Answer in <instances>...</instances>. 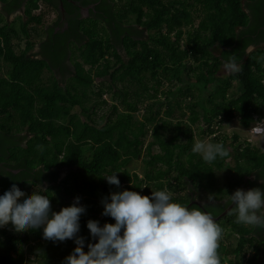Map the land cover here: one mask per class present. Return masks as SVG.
Instances as JSON below:
<instances>
[{"label": "trees", "instance_id": "obj_1", "mask_svg": "<svg viewBox=\"0 0 264 264\" xmlns=\"http://www.w3.org/2000/svg\"><path fill=\"white\" fill-rule=\"evenodd\" d=\"M0 1L4 4L0 11V129L14 139L6 151L13 160L11 167H21L18 173L8 171L0 177L1 194L13 183L19 186L29 180L39 187L55 180L58 168L68 166L71 170L62 188L49 185L45 189L51 200L61 204L81 198L86 212L80 218L79 234L91 239L88 219L114 222L101 215V199L111 191L131 188L150 194L152 188H166L175 200L189 203L195 198L189 191L224 199L242 188L245 177L254 172L257 177L264 175L260 171H264V149L246 138L236 145L238 133L227 138L219 130L233 118L249 127L264 117V45L248 55L243 52L249 44L264 42V0H80L83 5L98 1L85 17L73 0H61L69 27L57 32L60 0ZM21 6L24 12L7 20L3 13L11 14ZM197 9L199 13L194 14ZM49 11L58 18L38 41L41 56H34L37 52L32 55L30 50ZM16 20L20 26H15ZM138 26L148 30L147 37H142ZM23 38L26 43L19 47ZM215 46L221 48L220 54L214 53ZM68 53L74 67L68 82L61 84L54 73L44 81L45 71L64 70ZM227 54L240 57V71L217 75ZM184 73L194 82L186 88L180 86ZM165 81L180 85L164 88ZM234 83L241 85V91L229 96ZM212 85L216 88L206 92ZM195 88L201 91L200 98ZM107 92L116 94L119 103L110 104L100 115L97 109L107 103L103 98ZM145 99L151 101L145 104L143 118H136ZM186 108L190 110L187 117ZM148 130L153 139L143 147ZM24 131L25 135H18ZM197 136L223 143L228 157L204 162L191 151ZM143 152L147 158L140 176L128 166ZM222 169L230 175L225 185L218 183L217 171ZM112 171L121 173L119 188L101 177ZM253 181L251 187H257ZM259 186L264 189V183ZM206 205L211 212L214 208V214L228 206ZM216 222L238 234L230 248L219 243L221 264H253L257 252L250 256L247 246L259 251L254 232L264 229L237 224L234 214L228 213ZM6 226L0 228V241L6 247L0 264H27L23 245L33 249V240L39 243L37 248H45L37 252L42 258L35 264H62L75 247L71 239L45 246L42 227L17 232Z\"/></svg>", "mask_w": 264, "mask_h": 264}, {"label": "clouds", "instance_id": "obj_2", "mask_svg": "<svg viewBox=\"0 0 264 264\" xmlns=\"http://www.w3.org/2000/svg\"><path fill=\"white\" fill-rule=\"evenodd\" d=\"M252 49L249 44L243 52L248 55ZM240 63L238 55L227 54L223 66L238 72ZM191 151L209 164L229 155L223 143L205 140H195ZM117 172L101 177L119 188ZM260 182L264 183V175ZM80 199L76 196L73 203L57 211L52 208L45 188L39 186L25 194L13 183L0 194V228L9 223L17 232L42 227L46 240H73L75 247L62 264H221L218 249L223 229L213 213L205 210L207 205L189 207V203L175 200L166 188H152L150 194L131 188L111 191L101 199V215L111 217L114 222L101 224L98 219H88L86 228L91 237L88 239L79 234L80 218L86 212ZM208 199L215 197L209 195ZM225 203L231 205L227 212L234 214L235 223L264 229V189L237 188L227 194Z\"/></svg>", "mask_w": 264, "mask_h": 264}, {"label": "rangeland", "instance_id": "obj_3", "mask_svg": "<svg viewBox=\"0 0 264 264\" xmlns=\"http://www.w3.org/2000/svg\"><path fill=\"white\" fill-rule=\"evenodd\" d=\"M244 6H245V4H244ZM45 8H47V7H45ZM198 10L199 9H197L194 12V14H198L199 13ZM14 12L8 15V19L7 20H9V21L14 20L18 15H20L24 11L23 10H18L17 12H15V13ZM55 14H56L55 11H49L47 13V15L45 16L46 23H45L44 27H38L39 35H35V41L36 42H35V45L33 46V48L30 50V53L32 55L34 53V50L38 49V46H39L38 41H39V39L46 37V31H48L52 27V25L54 24L53 22H54L55 18L56 17L58 18V16H56ZM26 18L27 17L24 16V19H26ZM198 19H199L198 17L195 18V23L197 22ZM61 22H62V20L60 21L59 24L55 25V27L59 26L61 24ZM15 26H20V22L16 20V25ZM138 28L142 30V37L143 38L147 37L148 30L146 28H144V27H141V26H138ZM136 37H140V35L136 36ZM25 43L26 42H25V40L23 38L19 42V45H20L19 47H23L25 45ZM263 45H264V42L258 44L257 46H253V45L252 46H253V49H254V48H257L258 46L261 47ZM118 48L124 54L125 51H124L123 47L121 45H118ZM220 49L221 48L219 46H215L213 48V51H214L215 54H220L221 53ZM34 56H41V55L35 54ZM72 58H73V56H72V53H71V54H69L68 60H66V64H68V66L64 70H60L59 71L58 68H55L51 72L48 71V70L45 71L43 80L47 81L48 78L51 76V73H54L59 78L61 84H65L66 82H68L70 77H72L73 74H74V67H73V63H72ZM2 64L4 66V63H2ZM223 64L224 63H222L220 65V68H219V70L217 72V75L225 76V75H227L230 72L229 70L224 68ZM87 67H89V66H87ZM2 73H4L3 70H2ZM191 78L184 73L183 77H182V84L181 85H180V82H178V81H174L172 83H169V82L165 81L164 88H168L170 86H173V88L176 89L177 87H179V85L183 86V88H186L188 86V84L193 82V80ZM215 88H216V85H212V86H210L209 88L206 89V92L209 93V92L213 91ZM241 88L242 87H241V85L239 83H234L232 88L229 89V96H234V95L238 94L241 91ZM200 93H201V91L199 89L195 88V94L199 98H200ZM94 97L97 98V96H93V98ZM206 97L207 96L204 95L201 98L202 102H205V98ZM103 98H105L107 100V103L103 104L101 107H99L97 109V113L100 114V115L103 114V113H106L109 110L110 104H112V103H117L118 104L119 103V101L117 99V95L115 94V96H114L113 93H111V92L105 93ZM160 98L162 100L165 99L163 94L161 95ZM147 101H151V100L150 99H145L143 103L139 104L140 109H138L135 112V117L136 118H139V119L143 118V114L145 112V108L144 107H145V104L147 103ZM162 108L164 110L165 106H163ZM189 113H190L189 108H186V117H187V115H189ZM174 121H175V119H174ZM219 130L221 131L222 134H224L225 136H228L227 138H230V136H232L234 133H238L240 138L235 142L236 145L239 142H242V140L244 138H248L249 137V138H251V140H250L251 143H253V144L257 145V146H260L262 149H264V133L259 134V135L252 134L250 132V127H244L240 123L238 118H233L232 120L223 122L220 125ZM25 134H26V131L20 132V134H18V135L21 136V135H25ZM30 136H31V134H28L24 139H22L23 142H21V143L24 144L25 141ZM152 139H153L152 132H151V130H148L147 134L144 137V146L143 147H145V145H147L148 142L151 141ZM196 140H205L207 142H210V139L207 138V137L197 136ZM13 148H15V147H13ZM153 149H154V151H158L159 150L158 145H154ZM0 157H1V159L4 158L3 156H0ZM145 158H147V157H146L145 152H143L142 155L139 158L133 159L132 162L128 166L130 171L131 172L135 171V172L139 173L140 176H142L144 174V170H145V166H146ZM5 160L9 161V163L13 162V160L10 159L9 156H5ZM70 170H71V168L68 167V166H62V167L58 168V176H57V178L55 180L46 181V182L42 183L41 187L47 188L49 185H56V186H59V189H61L62 186H63L64 178H66V176L70 173ZM120 174L121 173L119 172L118 173V177L120 176ZM217 174H218V179H219L218 183L225 185L228 182V176H230L229 175V171H227L226 169H222L220 171H217ZM18 187L22 188L24 190L25 194H30L31 192L35 191L36 188L37 189L39 188L36 184H33L32 181H30V180L26 181L23 185L19 184ZM52 191L56 194V190H52ZM195 195H197L198 199H200V200H203L206 197L205 193H203V191L201 192L199 190L196 191ZM56 196L58 197V194H56ZM51 204H52V208L54 210H57V211L61 207L67 205V204H61L58 201H53V200H51ZM222 222H224V220ZM101 224H103V223H101ZM6 227H7V229L12 228V226L10 224H8ZM221 227L223 229V233H222V239L220 240L219 243L224 244L226 246V249L230 248V246H234L236 244L237 240H238V234L235 231L231 230L227 226V224H221ZM254 233H255V236H256L254 245L259 247V251L256 250V247L247 246V248H248V250H250V256H252L253 254H255L257 252V257H256L255 262L253 264H260V263L264 264V230L256 231ZM42 242H44L45 246H48L50 244V240L44 239ZM30 244H33L35 247L33 249H31L29 244H25L24 243V245H23L24 246V251H25V258H26L27 264H35V263H37L39 261V259L42 258V257L38 256L37 252H43V251H45V248H43V249L37 248L38 247L37 245H39V243L37 241H35V240H33ZM5 250H6V247L0 241V254L4 253ZM241 258L243 259V255L241 256Z\"/></svg>", "mask_w": 264, "mask_h": 264}, {"label": "flooded vegetation", "instance_id": "obj_4", "mask_svg": "<svg viewBox=\"0 0 264 264\" xmlns=\"http://www.w3.org/2000/svg\"><path fill=\"white\" fill-rule=\"evenodd\" d=\"M0 3H1L0 4V7L1 8L0 9L3 10L4 5H3L2 2H0ZM73 3L77 6V8L79 10V13L81 14V16L82 17H85V16H87V15L90 14V12H89L90 7H93L94 8L95 5L98 4V1H94V2L88 3L86 5L81 4V1L80 0H73ZM58 5L60 7L59 14H60V17H61V18H59L58 24L60 23L61 20H62V22H61V24L59 26L55 27L54 32H57L58 30L67 29L69 27L68 14L66 13L65 9L63 8L62 1H59ZM21 7L19 9H21ZM41 49H42L41 48V45H39L38 46V49L35 50V52H37L36 54H40ZM69 54L70 53H68L65 56V58H64V61H63V64L64 65L62 66V67H65L64 69H66L67 66H68V64H66V60H68ZM8 134H9V132H5V131H3V130L0 129V156H3L4 157L3 159H1V157H0V171H2V172H0V177H2L4 175H7L8 174V171H12L13 173H18L21 170V167H17V168H13V166L11 167L9 161H6L5 160V156H8L7 153H6V151H8L9 150V147L13 146V143H14L13 142V140H14L13 137H9ZM10 135H11V133H10ZM251 181L255 182V184H256L257 187H260L259 185L262 184L260 182V177H257L256 173L254 172L253 174H250L249 176L245 177L244 184H242L243 185L242 188L247 187V186L251 187V184H250ZM21 185H23V183ZM189 192H190V194H194L195 198H193V199L194 200H197L199 202L198 203V202L195 201L192 204H197L199 207H205L206 204L212 205V203L214 204V206H218V204H220V203H225V200H226V198H224V199L209 200L208 199V196L205 197L203 200H200V199H198V196L195 195L196 194L195 191L194 192L189 191ZM230 206L231 205H228L227 207H225L224 210H226ZM216 208L219 209V207H216ZM205 210H208V209L206 208ZM224 210H219V212L217 214H214V208L212 207V211H213L212 213H213L214 216H219L220 214H223V211ZM225 215H221V217L219 219H217V220H220Z\"/></svg>", "mask_w": 264, "mask_h": 264}, {"label": "built area", "instance_id": "obj_5", "mask_svg": "<svg viewBox=\"0 0 264 264\" xmlns=\"http://www.w3.org/2000/svg\"><path fill=\"white\" fill-rule=\"evenodd\" d=\"M257 118V115L255 116ZM250 132L254 135H259L264 133V117L261 119H256L250 126ZM247 140H251V138H246Z\"/></svg>", "mask_w": 264, "mask_h": 264}, {"label": "water", "instance_id": "obj_6", "mask_svg": "<svg viewBox=\"0 0 264 264\" xmlns=\"http://www.w3.org/2000/svg\"><path fill=\"white\" fill-rule=\"evenodd\" d=\"M61 1V0H60ZM64 8V7H63ZM248 188H251V187H249V186H247V187H244L243 189H248ZM198 202L197 200H194V199H192L190 202H189V206L193 203V202ZM199 203V202H198ZM227 213V209L226 210H224L223 211V214H220L219 216H214V218L217 220V219H219L220 217H221V215H225Z\"/></svg>", "mask_w": 264, "mask_h": 264}, {"label": "crops", "instance_id": "obj_7", "mask_svg": "<svg viewBox=\"0 0 264 264\" xmlns=\"http://www.w3.org/2000/svg\"><path fill=\"white\" fill-rule=\"evenodd\" d=\"M3 5H4V4H3ZM3 5H2V6H3ZM0 8H1V7H0ZM18 10H24V6H22L21 9H17L15 12H17ZM0 11H1V9H0ZM15 12H14V13H15ZM3 14L6 15L5 17L8 19V15H9V14H7V13H5V12H4ZM25 142H26V141H25Z\"/></svg>", "mask_w": 264, "mask_h": 264}, {"label": "bare ground", "instance_id": "obj_8", "mask_svg": "<svg viewBox=\"0 0 264 264\" xmlns=\"http://www.w3.org/2000/svg\"><path fill=\"white\" fill-rule=\"evenodd\" d=\"M219 215V214H218Z\"/></svg>", "mask_w": 264, "mask_h": 264}]
</instances>
